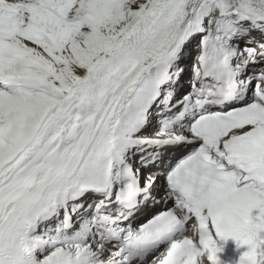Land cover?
Here are the masks:
<instances>
[{"label":"snow or ice","instance_id":"snow-or-ice-1","mask_svg":"<svg viewBox=\"0 0 264 264\" xmlns=\"http://www.w3.org/2000/svg\"><path fill=\"white\" fill-rule=\"evenodd\" d=\"M217 238L264 264V0H0V264Z\"/></svg>","mask_w":264,"mask_h":264}]
</instances>
